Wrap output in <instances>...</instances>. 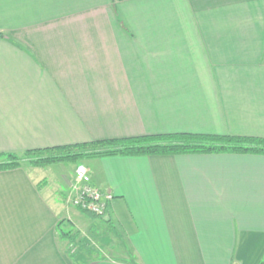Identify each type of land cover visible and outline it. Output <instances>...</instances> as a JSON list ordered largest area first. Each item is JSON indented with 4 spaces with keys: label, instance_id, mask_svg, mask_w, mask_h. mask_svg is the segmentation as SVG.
Listing matches in <instances>:
<instances>
[{
    "label": "crops",
    "instance_id": "crops-1",
    "mask_svg": "<svg viewBox=\"0 0 264 264\" xmlns=\"http://www.w3.org/2000/svg\"><path fill=\"white\" fill-rule=\"evenodd\" d=\"M173 133L264 138V0H0V154ZM85 160L102 218L0 172V264H264V155Z\"/></svg>",
    "mask_w": 264,
    "mask_h": 264
},
{
    "label": "trees",
    "instance_id": "trees-1",
    "mask_svg": "<svg viewBox=\"0 0 264 264\" xmlns=\"http://www.w3.org/2000/svg\"><path fill=\"white\" fill-rule=\"evenodd\" d=\"M59 151L65 153L60 157L61 159L72 163L93 156L264 155V138L191 133L155 134L29 150L21 155L3 153L0 154V172L18 169L27 160L34 166H44L57 157L43 156L53 155Z\"/></svg>",
    "mask_w": 264,
    "mask_h": 264
},
{
    "label": "built area",
    "instance_id": "built-area-1",
    "mask_svg": "<svg viewBox=\"0 0 264 264\" xmlns=\"http://www.w3.org/2000/svg\"><path fill=\"white\" fill-rule=\"evenodd\" d=\"M75 179V195L71 200L73 207L94 217H104L109 204L114 200L113 195L96 188L88 169L82 164L76 170Z\"/></svg>",
    "mask_w": 264,
    "mask_h": 264
},
{
    "label": "rangeland",
    "instance_id": "rangeland-1",
    "mask_svg": "<svg viewBox=\"0 0 264 264\" xmlns=\"http://www.w3.org/2000/svg\"><path fill=\"white\" fill-rule=\"evenodd\" d=\"M59 152H55V153H53V155L50 154L48 156H43L44 158H47V157L55 158V157H57L53 162L47 163L44 166L38 165L40 167H45V172H46V175L48 176L47 179H48L49 182L51 181V176L52 175L54 176V175L58 174L61 171H63V173L68 175V176L74 174V178H76V170H77L79 165L82 164V165H84L87 168L88 163L86 162V160H82V161H79V162L72 163V162H70V161H68L66 159H61L60 157L63 156V154H65V153H63V152L59 153ZM23 164L24 165H28V166L29 165H33V164H30L28 160L25 161ZM28 166H25V167H28ZM74 178H73V180L70 183V185H71L70 186L71 187L70 188V190H71L70 192L72 193V194L70 193V195L68 197L70 202H71V200L73 199V197L75 195V194H73V193H75V182H76V179L74 181Z\"/></svg>",
    "mask_w": 264,
    "mask_h": 264
}]
</instances>
